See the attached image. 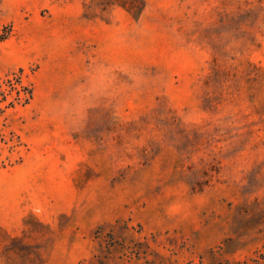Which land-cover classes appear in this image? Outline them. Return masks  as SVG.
Masks as SVG:
<instances>
[{"label":"rangeland","instance_id":"1","mask_svg":"<svg viewBox=\"0 0 264 264\" xmlns=\"http://www.w3.org/2000/svg\"><path fill=\"white\" fill-rule=\"evenodd\" d=\"M0 264H264V0H0Z\"/></svg>","mask_w":264,"mask_h":264},{"label":"trees","instance_id":"2","mask_svg":"<svg viewBox=\"0 0 264 264\" xmlns=\"http://www.w3.org/2000/svg\"><path fill=\"white\" fill-rule=\"evenodd\" d=\"M10 86H11V88H13L14 90H16L15 88H14V85H13V83H11L10 84ZM17 91V90H16ZM17 98H18V100H20V93H19V91H17Z\"/></svg>","mask_w":264,"mask_h":264}]
</instances>
